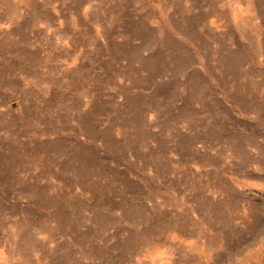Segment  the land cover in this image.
<instances>
[{"label":"rangeland","instance_id":"374dc122","mask_svg":"<svg viewBox=\"0 0 264 264\" xmlns=\"http://www.w3.org/2000/svg\"><path fill=\"white\" fill-rule=\"evenodd\" d=\"M0 264H264V0H0Z\"/></svg>","mask_w":264,"mask_h":264}]
</instances>
